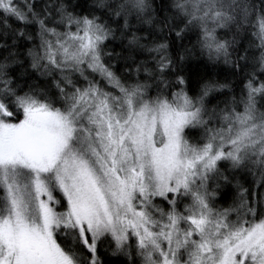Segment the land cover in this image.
<instances>
[{
	"label": "snow or ice",
	"instance_id": "1",
	"mask_svg": "<svg viewBox=\"0 0 264 264\" xmlns=\"http://www.w3.org/2000/svg\"><path fill=\"white\" fill-rule=\"evenodd\" d=\"M0 264H264V0H0Z\"/></svg>",
	"mask_w": 264,
	"mask_h": 264
},
{
	"label": "trees",
	"instance_id": "2",
	"mask_svg": "<svg viewBox=\"0 0 264 264\" xmlns=\"http://www.w3.org/2000/svg\"><path fill=\"white\" fill-rule=\"evenodd\" d=\"M204 60L199 61L198 63H204ZM193 71H196V69H193Z\"/></svg>",
	"mask_w": 264,
	"mask_h": 264
}]
</instances>
